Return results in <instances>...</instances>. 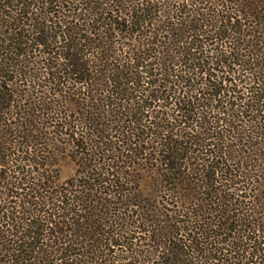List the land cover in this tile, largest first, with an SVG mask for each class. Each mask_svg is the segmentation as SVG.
<instances>
[{
    "label": "trees",
    "instance_id": "1",
    "mask_svg": "<svg viewBox=\"0 0 264 264\" xmlns=\"http://www.w3.org/2000/svg\"><path fill=\"white\" fill-rule=\"evenodd\" d=\"M0 264H264V0H0Z\"/></svg>",
    "mask_w": 264,
    "mask_h": 264
},
{
    "label": "rangeland",
    "instance_id": "2",
    "mask_svg": "<svg viewBox=\"0 0 264 264\" xmlns=\"http://www.w3.org/2000/svg\"><path fill=\"white\" fill-rule=\"evenodd\" d=\"M61 168H62L61 173L63 176H67V175H70L73 173V167H72L71 163H69V165L67 163L66 164L63 163Z\"/></svg>",
    "mask_w": 264,
    "mask_h": 264
}]
</instances>
